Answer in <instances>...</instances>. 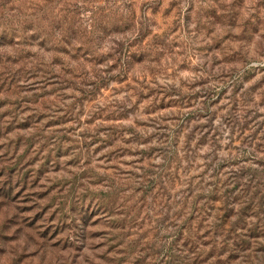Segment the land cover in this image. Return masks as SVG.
I'll return each instance as SVG.
<instances>
[{
	"label": "rangeland",
	"instance_id": "374dc122",
	"mask_svg": "<svg viewBox=\"0 0 264 264\" xmlns=\"http://www.w3.org/2000/svg\"><path fill=\"white\" fill-rule=\"evenodd\" d=\"M0 264H264V0H0Z\"/></svg>",
	"mask_w": 264,
	"mask_h": 264
}]
</instances>
